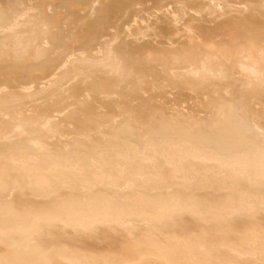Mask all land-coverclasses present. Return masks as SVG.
Returning <instances> with one entry per match:
<instances>
[{"label": "rangeland", "instance_id": "374dc122", "mask_svg": "<svg viewBox=\"0 0 264 264\" xmlns=\"http://www.w3.org/2000/svg\"><path fill=\"white\" fill-rule=\"evenodd\" d=\"M261 5L0 0V102L7 101L0 105V204L19 217L78 200L167 204L160 220L132 215L120 226L85 230L40 225L32 245L49 264H64L60 253L103 264L143 241L173 248L186 241L192 252L179 260L255 264L229 254L224 243L256 239L263 249L264 175L200 154L229 116L245 143L264 150ZM167 134L178 146L156 141Z\"/></svg>", "mask_w": 264, "mask_h": 264}, {"label": "bare ground", "instance_id": "6f19581e", "mask_svg": "<svg viewBox=\"0 0 264 264\" xmlns=\"http://www.w3.org/2000/svg\"><path fill=\"white\" fill-rule=\"evenodd\" d=\"M262 7H264V6L261 5V8ZM170 25H171V23H170ZM191 25H192V23H191ZM114 38H115V36H114ZM105 56H106V54H105ZM109 58H112V57H109ZM85 60H87V58ZM105 62H106V60H105ZM73 63H74V61H73ZM103 67H105V66H103ZM115 74H117V72ZM69 76H71V75H69ZM64 79H65V77H64ZM54 80H55V78H54ZM52 85H53V83H52ZM41 91H43V90H41ZM22 99H23V97H22ZM3 103H7V101L0 102V105ZM235 123H236V120H234L233 116H229L227 119H225V121L223 122V127H221L218 134L215 136L212 135V138L209 139L207 141V143L204 144V145H206L205 146L206 149L204 150V152L200 151V153L202 152V154H200L201 156L199 155L200 158L203 157V158L210 160V161L215 160L218 162V165L229 167V168L231 167L234 171H237V172L243 171L244 169H246V167H253L254 166V167L258 168V170L260 171V174L263 176L264 175V150L259 151V150L255 149L254 147L250 146L249 144L245 143L242 140V138L240 137V135L236 132L235 127H234ZM138 139H141V138H138ZM165 139H167V140L165 141ZM134 141H136V140H134ZM156 141L158 143L159 142L162 143V141H165L166 143L168 142L169 147L178 146V140H176L173 135L171 136V134L170 135L169 134L164 135V136H162V138L156 139ZM141 143H143V142L138 141L136 144L142 145ZM129 144L130 143H128V145ZM195 144H197V143H195ZM101 147H103V146H101ZM179 147H180V145H179ZM125 148L126 147H124L123 149H125ZM182 149L180 151L183 153ZM113 152H115V151H113ZM4 153H5V150H4ZM172 153H174V152H172ZM13 154H15V153H13ZM187 154H189V153H187ZM118 155H119V153H118ZM168 155H170V154H168ZM189 155H191V153ZM164 159H165V156H164ZM165 160L169 161L168 159H165ZM174 160H172L171 162H173ZM180 160H181V158H180ZM0 162H1V160H0ZM173 164H174L173 165L174 171H178V169H179L178 164H176L175 161L173 162ZM123 165H125V164H123ZM52 166H54V165H52ZM34 167H37V166L34 165ZM64 168H65V166H64ZM53 171H54V169H53ZM63 171H67V170L63 169ZM70 171H73V170H70ZM35 172H36V170H35ZM37 172H39V171L37 170ZM48 172H50V171H48ZM39 174H40V176L37 180L38 186L40 188H43L45 186V182L43 180L44 178L42 179V174L41 173H39ZM184 175H185V173H184ZM175 178H177V177H175ZM186 179H189V178L186 177ZM102 180H103V178H102ZM64 181H66V180H64ZM163 181H165V180H163ZM163 183H165V182H163ZM85 184L87 185V183H85ZM153 189H155V188H153ZM91 190H93V189H91ZM150 191H147V192L151 193ZM225 191H227V190H225ZM69 202L67 204H64L61 206L59 204L60 207L57 210H46L45 208H39V209L27 211L23 215V217L17 216L16 213L13 212L8 205H1L0 204V250L2 251L0 254V264H49L47 262L46 258L41 253L36 251L37 249H34L33 245H32V235L36 233V231L38 230L40 225H43L44 227H54L57 224H62L64 226L69 225L75 229H80V230L84 229L85 230L86 228H90L93 225H102L105 223L111 224L114 226L115 225L120 226L122 224L123 219L130 218L132 215H136V216H139L141 218H143L144 216L151 215V217L153 219L160 220L162 217H164V215L168 211L167 207H165L167 204L163 205V204L158 203V202H151L147 205L146 204L145 205H142V204H139V205L138 204L137 205H132V204L131 205H123V204H120V203H117L114 201L113 202L104 201L101 204L89 203L88 201H82V200L81 201L78 200L76 202H71V203H69ZM93 202H94V200H93ZM183 207H184V205H183ZM168 209H170V208H168ZM189 210H191V209H189ZM100 227H102V226H100ZM194 238H196V237L194 236ZM238 239H240V238H238ZM255 240L256 239H253V240L252 239H248V240L247 239H240V240H234L232 242L226 241V243H224V247L226 248V250L229 254L235 255L239 259L243 256H250L253 258L255 264H264V247H263V249L259 250L256 247V245L254 244ZM199 244H197V245H199ZM178 245H179L178 247L173 248L172 246L169 245L168 241H166L165 244H161V245H155L153 243H150L149 241L148 242L143 241L142 243L132 242L128 246L122 248L123 256L121 258L119 257L118 259L109 261L108 259L106 260V258L104 257L105 259L103 258L104 259L103 264H205L203 261H200V260L198 262H193L190 259V256H187L186 258L184 257V259L179 260L177 258L179 256V253L181 254L183 251H185L188 255H190L192 252V248L189 245V243H187L186 241H182V243H179ZM199 247H200L201 251L205 250L203 248V246L202 247L199 246ZM205 255L206 254H204V256ZM59 257L61 258L62 261H64V264H79L75 259L63 258L61 253H60ZM92 263L94 264V262H92ZM211 264H239V263L233 262V261L229 262V261H225L223 259H220V260L215 261Z\"/></svg>", "mask_w": 264, "mask_h": 264}]
</instances>
